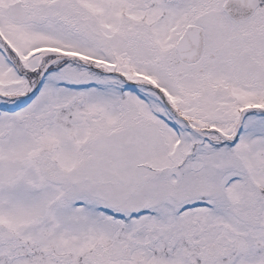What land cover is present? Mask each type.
I'll use <instances>...</instances> for the list:
<instances>
[{
  "label": "snow or ice",
  "instance_id": "6c2138e0",
  "mask_svg": "<svg viewBox=\"0 0 264 264\" xmlns=\"http://www.w3.org/2000/svg\"><path fill=\"white\" fill-rule=\"evenodd\" d=\"M0 264H264V0H0Z\"/></svg>",
  "mask_w": 264,
  "mask_h": 264
}]
</instances>
